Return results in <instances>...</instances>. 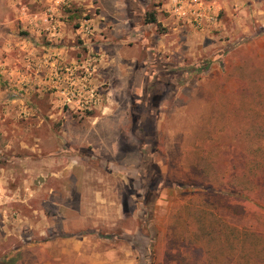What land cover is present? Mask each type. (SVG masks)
Segmentation results:
<instances>
[{
  "label": "rangeland",
  "instance_id": "rangeland-1",
  "mask_svg": "<svg viewBox=\"0 0 264 264\" xmlns=\"http://www.w3.org/2000/svg\"><path fill=\"white\" fill-rule=\"evenodd\" d=\"M0 165L28 204L0 264H234L257 222L229 194L264 199V0H0Z\"/></svg>",
  "mask_w": 264,
  "mask_h": 264
},
{
  "label": "trees",
  "instance_id": "trees-1",
  "mask_svg": "<svg viewBox=\"0 0 264 264\" xmlns=\"http://www.w3.org/2000/svg\"><path fill=\"white\" fill-rule=\"evenodd\" d=\"M155 20L152 19V22ZM248 157V156H247ZM259 163H255V166L258 168H262V160H256ZM249 161L247 160V167H248ZM255 167V168H256ZM248 171V170H247ZM264 173L260 172V170H256L255 172V177L257 180L261 179ZM233 199L236 201V206L234 207L236 214H240L241 217L247 219H254L257 222L256 226H250V227H245L243 226L242 228L239 225H235L232 229L234 230V234L236 235L234 237L233 241V252L234 254L232 255L233 263L238 264L242 261H245L246 264H249L248 261V250L250 247H256L255 253L256 258L258 260L257 264H262L264 260L263 252H264V246H260L261 244L264 245V199L261 196V194L256 190H250L247 189V198L245 196L244 190L241 192H231L229 194ZM247 202L245 208V205L241 204V202ZM254 240L255 245H250L249 241ZM247 242V243H246ZM247 246V248H246ZM208 252H206L204 249H202V253H200L199 257L197 258L196 264H205L207 261L210 262V260L207 257ZM232 261V260H231Z\"/></svg>",
  "mask_w": 264,
  "mask_h": 264
},
{
  "label": "crops",
  "instance_id": "crops-1",
  "mask_svg": "<svg viewBox=\"0 0 264 264\" xmlns=\"http://www.w3.org/2000/svg\"><path fill=\"white\" fill-rule=\"evenodd\" d=\"M30 17L32 19L31 23L34 24V20L32 18L33 16L30 15ZM20 170H19V173L17 171L18 177H22ZM24 172H25V170H24ZM0 173H2V176H4V178L1 179V175H0V191H2V190L6 191L8 188H10V187H8V185L10 184V181L12 179L16 178L17 175L15 173H12V174H9V172L7 173V169L2 167L1 165H0ZM10 177H11V180L9 181ZM24 183L26 184V181ZM17 201L18 202H16V203H18L17 204L18 206H15L12 204L9 207L6 204H3V202H0V227H3L2 230L4 231V235H7V237L16 236V237H19V239H21V235H23L22 232L19 233V232L8 231L9 226L15 225L17 223H18V225H20L22 223L27 224V222H28L27 216L22 212V209L26 208L28 206L27 200H17ZM1 203L3 204V206H1ZM8 210L13 213L10 216L11 220H9V213H7ZM16 233H19V234H16ZM0 234H1V232H0Z\"/></svg>",
  "mask_w": 264,
  "mask_h": 264
}]
</instances>
